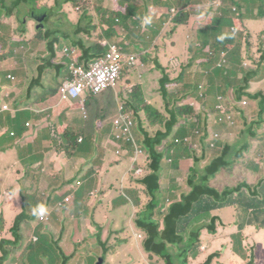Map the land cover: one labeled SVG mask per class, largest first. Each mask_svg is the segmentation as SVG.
<instances>
[{"label": "trees", "instance_id": "trees-1", "mask_svg": "<svg viewBox=\"0 0 264 264\" xmlns=\"http://www.w3.org/2000/svg\"><path fill=\"white\" fill-rule=\"evenodd\" d=\"M37 1L0 0V14L6 15L5 18L7 19H13L18 28L12 29L13 26L10 28L11 32L8 39L13 43H18L20 47L31 46L34 51L28 52L29 55L33 54L37 48L38 55H40L39 60L35 63L29 64L25 62V67L22 70L11 73L20 80L16 81V87L13 84L12 87H7L6 89L13 95L9 102L11 108L16 112L15 116L10 112H6L8 113L6 116L12 117L14 125H19L20 114L23 112V108L26 107L22 105V102L28 97L33 99L35 104H40L58 96L65 78H56L54 72L62 66H68L72 64V61L82 65L83 63L102 59L107 54V49L102 47V43L110 41H113L110 44H115L122 48L126 56H134L137 53L133 50L132 45L128 46L127 42L136 35L135 33H140V30L142 29V32L145 28L147 33L140 38L143 48L138 50V53L142 55V53L150 50L148 36L155 37L158 34V32L153 34L149 31V29L158 28V24H156L158 21L150 19V23L147 25L144 23L145 17L149 18L150 16V9H148V5H144V7L137 6L138 2L142 0H115V7L119 10L118 12L104 11L102 6L95 5V2L100 4L103 0H93L92 2L91 0H65L63 4L56 0V3L49 8L48 17L44 24L30 18H28L29 22L25 21L24 24L21 19L22 16H27L31 9L36 8L37 3L35 2ZM154 1L152 2L153 4ZM188 1L190 4L197 3V0ZM216 1L219 0H205L204 4L207 5ZM221 1L224 8L220 12L218 11L216 15L212 14L205 28L196 33L194 43L189 48L190 61L183 66L185 72H187L198 60L200 63L197 66L203 69L204 74L201 76V81L196 82L192 88L188 85L184 91L185 94L189 93L190 95L188 96L198 101L201 110L185 104L179 106V104L184 102L182 85L180 86L181 91L167 98V102L177 104L175 110L171 112L169 121H166V118L158 110L145 103L142 99V86L140 84L134 85L133 89H128L125 99H123L124 96L122 94H118V99L121 100L118 102L114 91L132 84L131 77L135 74V72L130 73V70L134 68L131 69L125 66L123 72L129 76L128 80L122 77L116 90L110 89L105 92L113 95V99L117 103L115 108H111V104H101L99 97L104 93L101 95L88 93L85 95L86 101L83 105L78 102L75 103L79 110H83V121L80 118H75L73 131L65 130L62 136L56 130L54 131V136L59 137V139H56L57 151L69 158L74 157L83 160V166L86 167L91 164L94 157L101 152L103 147L101 140L98 143L99 137L97 135L94 136V131L97 134L102 132L111 135L114 132V127L105 129L103 125L113 120L122 105L126 107V112L134 117L136 122L135 130L138 131V136L137 134L135 135L138 145L135 146L131 142L127 143L126 140L117 139L113 134L110 137V143L117 144L120 150L117 151V158L123 160L122 162L129 163L130 166L126 178L127 184L122 190L117 191H119L118 196H123L124 194H132L136 190L139 203L137 204V213L134 215L133 223L137 230L144 234L142 247L148 264H225L222 260H216L221 258L220 253L210 255L203 262H189V256L193 260L200 258L201 239L205 234L204 230H207L208 237L223 234V230L226 227L221 225V220L226 221L227 226H237L240 230L251 227L259 232L264 231V176H261L260 183L253 186L248 183H242L240 179L236 186L225 191L211 186V181L221 170L227 169L232 173L236 167L242 166V168L249 170L248 173H250L251 170L252 172L255 171L252 167L259 168L251 161H249L251 163L242 162L245 155L253 149L255 154L264 158V119L263 117L261 118L264 112V88L256 92L251 91V85L254 80L262 81L264 79V33L256 36L249 28L248 23L250 22L253 9L250 2L246 1L245 3V0ZM165 6L170 7L171 5L166 4ZM65 7L73 8V11H61V8ZM39 8H41V5H39ZM77 10H79V13L76 14V19L73 23H76L78 15L82 14L81 12L85 15L83 21H89L88 26H83L76 32L80 36V41H77L78 44L72 43L71 33L64 35L63 39L65 42L62 41L61 37L58 40L51 41L52 36L57 33L55 31L52 32L47 26V20L53 19L51 13H55V20L60 24V21L66 17L64 14L69 16L70 13L74 14ZM59 11L61 15H64L62 18L57 17L60 16L58 14ZM87 11H93L96 14L97 18H99L98 24L94 22L96 19L94 15H90ZM15 14L19 20H16ZM259 17L264 19V3H262L259 11ZM0 18L2 17L0 16ZM186 18L187 16L185 18L178 16L171 23L170 28L173 29L170 32V36L175 35L177 28L185 24ZM135 19L139 21L140 25L133 22ZM160 21L164 25L168 20L165 16ZM128 22H131V25H128ZM41 25L45 27L37 30ZM8 31L0 26V63L3 61V56L6 55V46H10L2 41L4 39L2 34H6ZM121 31L125 34L128 32V35L122 34ZM30 33H34V35ZM129 36L132 37L130 38ZM219 37H223V39ZM157 49L158 47H155V50ZM58 50L60 52L67 50L70 56L76 52H81L82 55L74 57L73 60L65 57L62 59L61 64L55 65L54 61L58 59ZM10 51H13V49ZM42 56L47 57V59L42 60ZM142 61L145 62L146 57L142 56ZM180 63L182 64L181 61ZM157 68H160L159 65H157ZM9 78L2 75L0 71V92L5 87L1 85V81L3 79H8L7 81H9ZM199 78V76H196V80H199ZM179 83H182V77H180ZM35 84H42L43 86L42 88H36ZM44 87L45 89H43ZM201 87L203 88L201 89ZM111 92L113 93L111 94ZM229 93H232L231 98ZM138 99H140L139 106L137 105ZM245 100L250 103L255 101L257 113L252 117H249L248 111L243 108V101ZM213 103H215V107ZM219 104H224V109L219 110L217 108ZM67 105V103H61L59 108L52 109L53 111L50 110L47 113L48 115H53L57 112L61 114L65 112ZM143 113L148 115L150 129L146 128L147 123L145 120L139 121ZM208 114L216 117L217 115H231L233 118L236 116L244 122L243 130L248 127L250 132L244 135L247 139L238 138L237 147L229 143L224 145L218 143L219 149L217 150L216 148L215 156L207 162V152L210 150L209 145L201 149L203 154L199 157L194 155L195 149H193V143H190L194 139L202 142L204 138H207L205 134L208 124L205 123V120ZM3 116L0 115V120ZM178 123L181 125L176 136L182 140L172 137ZM161 124L165 125L166 130H156L155 133L156 127ZM24 126L26 128V125ZM162 129H164L163 126ZM241 131L240 135L243 136ZM36 133L38 135L39 131L37 130ZM99 135L104 138L103 134ZM186 136L193 137L190 143L185 142L190 139V137L186 138ZM80 139H82V142H79ZM164 139H166L167 143L169 142V145L166 144L164 147H167L168 151L171 150L173 152L172 162L175 167H178V171H181L183 165L187 164L188 171L185 174L189 192H182L178 196L174 194L178 188L177 186H172L170 192L163 193L162 189L161 176L163 168H161V165L164 159L162 153L159 154L157 152L156 147L164 144ZM247 141H250V146ZM257 141L258 146L255 145ZM252 142L254 143L251 146ZM141 149H143L145 154L143 155L145 156L143 157L144 159L141 158L136 163H133V158L136 157L137 152ZM124 152H127V154L122 157L121 154ZM205 161L206 166L200 171L201 163ZM136 169H142V175H136ZM97 176L98 173L90 172L89 174L85 173L77 180L78 184L71 192L76 199V203L85 185L88 186L94 183L91 187L92 191L97 182L94 181V177L97 178ZM175 180L173 179V181ZM129 184L130 192L128 193L127 185ZM91 191L89 190V193ZM160 196L162 199L161 203L159 202L160 199H158ZM44 204H46L48 209L50 204ZM94 212H96V207ZM80 217L77 215L73 217V219L76 218L78 220L79 225L83 222ZM93 218L89 221L98 228V235L100 236L105 225H99L96 223V217ZM51 220L50 218L41 220L34 217L32 212H30L27 217L24 214V216H19L15 219L12 227H6V224H1L0 264H17L15 261L20 264H90L89 256H92V254H89L88 251H86L84 258L77 261L80 252L83 250L76 248L74 252L66 253L60 244L61 241L54 239L51 243H45L46 232L53 235V231L43 229L41 232L39 230L43 226H47ZM54 221L60 222V220L58 222L57 217H55ZM109 221H106V224ZM67 223V219L59 223L61 226L60 233L63 237L62 241ZM115 223L113 220V225ZM76 231L75 229L72 232V240L75 238ZM112 233L115 232L112 231ZM115 241L117 239L114 241L108 239L105 241L107 244L103 245L104 249L101 257H105L103 261L105 264L107 263V260L105 261L106 258L110 259L114 254L118 255L120 252V249H116ZM124 241L127 242L129 239ZM243 241L244 239L240 242L241 246ZM109 242L111 246H109ZM226 246L228 247V245ZM253 248V246L247 244L243 249H237L235 252L245 256L249 251L252 255L251 257L255 259L253 251L255 249ZM187 251L189 253L185 254ZM243 259L244 257H242ZM136 263L138 264V262ZM243 264H255V262L251 259H245Z\"/></svg>", "mask_w": 264, "mask_h": 264}, {"label": "crops", "instance_id": "crops-1", "mask_svg": "<svg viewBox=\"0 0 264 264\" xmlns=\"http://www.w3.org/2000/svg\"><path fill=\"white\" fill-rule=\"evenodd\" d=\"M142 1L145 5H148V9H150L149 18L153 21H158L156 22V24H158V28H152L149 29V31L153 34L154 32H158V34L155 37L148 36V41L150 42V50L142 53V55L138 53V50H142L143 48L140 38L142 37V35L147 33L146 29L144 28L142 32L141 29L140 33H135L136 35H134L133 37L129 36L130 38H132L129 39V42H127L128 46L132 45L133 50L137 53L134 56H138V64L136 66L137 73H135L138 76H135V83H133V75L131 77L132 84L128 86L126 85L125 87H121L120 90L114 91L117 99L118 94H122L124 96L123 99H125V96L128 93V89H132L133 86L136 85L137 82H139L137 84H140L142 86V99L147 105H151L156 110H158L166 118V121H169L171 112L174 111L177 107V104L175 105L172 102H167V98L170 95L176 94L177 92L181 91V88L183 89L184 102L179 104V106L185 104L191 106L192 108L201 110L200 106L198 105V101H195L194 98L188 96L190 95L189 93L185 94L184 91L186 90V87L188 85L190 88H192L196 84V82L201 81V76L202 74H204L203 69H200L201 67L197 66L200 63L198 62V60L195 61L194 66L191 69L187 70V72H185L183 66L187 65L188 61H190L189 48L194 43V36L197 32L205 28L209 18L212 17V9H209L207 5L204 4L205 0H202L201 2L200 0H197V3L195 4H190L188 0H155L154 4L152 3L153 0ZM246 1L250 2L253 7L251 11L252 15L250 17V22L248 23L251 32L255 34L264 33V19L257 15L260 11L262 3H264V0H245V3ZM110 3V0H103L102 2H100L99 6H102L104 11H112V8L109 7H114L115 5H111ZM166 4H170L171 6L166 7ZM177 10L179 11L178 16H183L184 18L185 16H187V20H185V24L177 28L175 35L170 36V32L173 29L170 28V25L175 20L174 19L171 22L170 15H172L173 11L177 12ZM71 15L74 16L76 14L71 13ZM165 16L167 17L168 21L163 25L162 21L160 20ZM94 17L96 18L94 22L98 24L99 18H97L95 13ZM83 19H85L84 16L78 17L76 23L71 22V41L74 44L76 43V45L78 44L77 41H80V36L76 32H78V30L84 26ZM87 22L89 23V21ZM133 22L140 25L139 21L136 19ZM128 25H131V22H128ZM0 26L3 27L2 24H0ZM121 32L124 35H128V32H126V34L123 31ZM112 42L113 41H110L108 43ZM155 47H158V49L155 50ZM16 50L17 48L13 49V52H17ZM79 55H82V53L76 52V56ZM142 56L146 57L145 62L142 61ZM11 58H15V56L9 55L8 57L3 58L2 60L5 59L6 61H4L2 65H8L11 68H19V70L17 71H20L25 67V63H15L13 61H10ZM180 61L182 62V64L180 63ZM157 65H159L160 68H157ZM58 70L54 72L56 78H59L63 72H58ZM178 71L181 72L178 73ZM11 73L12 72H9L8 74ZM196 76L200 77L199 80H196ZM180 77H182L181 84L179 83ZM3 80L7 84L0 92V104L8 105L11 110V104L6 97V95H10L11 92L7 91L6 89L7 87H12L13 84L9 83L5 79ZM165 80L167 81L165 82ZM17 81L20 80H18L17 78ZM13 86L16 87V85ZM34 86L36 88H42L43 85L35 84ZM45 87L43 89H45ZM202 88L203 87H201V89ZM262 88H264V83H261V87L257 90H254L251 87V91L256 92ZM112 93L113 92H111V94ZM9 98L11 99V96ZM99 99L101 100L102 105L111 104V106H114L115 104H117L116 100L113 99V95H109V92L101 95ZM119 101L121 100L118 99V102ZM139 104L140 99H138L137 102L138 106ZM22 105L26 107L23 108V112L20 114L19 125H14L12 123V117L6 116V114L8 113H0V115H4L0 120V156H8L13 154L15 157V161L13 164L11 162L5 163L4 161L0 160V215L1 211L4 209H8L12 213H15L16 204L19 203L20 198L23 199L22 204L25 205L24 213L26 214V216L27 214L29 215L30 207L28 205L33 202L27 200L26 198L28 196L37 195L44 200V203L53 205V207L49 206L48 208L47 215L49 216L50 220H55V217H57L59 222V213L61 215L65 214L66 217H64L62 220L67 219L69 221L72 219L74 230L76 229L77 231H79V229L85 223L84 221H91V219H94L93 217L98 216L103 220L101 226L105 225L104 230H106V232L110 236L109 239H117L114 244L120 249V251H124V249L122 248L128 247L130 248V250L134 251V255L136 256V258H138V261H136L138 262V264H148L146 254L144 253L142 247L144 234L143 232H139L135 227V224L133 223L134 215L137 213V204L139 203V201L137 200L138 196L135 192L136 190H134L132 194H129L128 197L125 194L124 196H118L119 191L117 190H122V188L127 184L126 178L128 176L127 173L130 169V166L129 163L122 162L123 160L117 158V151H120L118 149L119 147L117 145L109 143L108 140V137L112 134L110 135L102 132L97 134V132L94 131V136L97 135V137H99L98 143L101 140L103 147L101 152L94 157L91 164L84 167L83 160H79L78 158L74 157L69 158L68 156L62 155V153L58 152L55 149L56 139H59V137L54 136L55 130L60 134V136H62L65 130L69 129L73 131L74 119L80 118V120L83 121L81 113L82 110H79L75 106V104L73 106L68 104L65 112L61 114L57 112L53 115H48L47 112H49L50 110L53 111L52 109L55 110L60 107L61 102L58 96L40 104H35L34 100L28 97L22 102ZM213 105L215 107V103ZM217 108H219V105L217 106ZM255 108L257 109L254 103V106H252V109L248 110V113L253 116V109ZM11 114L15 116L16 112L12 109ZM46 115H48V117H46ZM141 120L146 121L147 129L151 128L149 125L150 120L147 114H141V119H139V121ZM231 120L237 126V128H220V126L226 124L227 120L223 117H216L214 115L211 116L209 114L207 119L205 120V123L208 124V126H211L212 131L228 134L229 140L232 142V144L236 143L239 137L247 139V137H245L244 135H240V131L243 130L245 126L243 125L244 122L241 121L240 118L237 120ZM110 121L104 123L103 127L105 129L113 128V125ZM26 123H31V127L25 128L24 125H26ZM179 123L176 124L177 126L173 131L174 135H176L180 129L181 124ZM162 126L164 127V129H162ZM37 130L39 131L38 135L36 133ZM156 130L165 131V125L161 124L159 127H156L154 131L155 133ZM99 134H103L104 138H102ZM135 134H137L138 136V131ZM188 137L190 136H186V138ZM191 138L193 139V137ZM14 140H17L18 143H16V145L14 146V150H9V147L14 145ZM163 142L164 144L156 147L157 152L159 154L162 153L164 159L163 164L161 165V168H163L161 176L163 193L170 192V188L172 186H177L178 188L175 190L174 194L178 196L181 195L182 192L189 191L185 174L188 169L187 166H184V164L182 170L176 172V167L172 162V157L174 154L171 150L168 151L167 147H164L166 144L169 145V142L167 143L166 139H164ZM218 143H221V141ZM237 145L238 143L234 144L233 146L237 147ZM210 150H208L207 152V162L214 157V154L209 152ZM202 154L203 153L201 151L199 155H197V153L194 155L201 157ZM142 159L144 158L142 157ZM205 166L206 161L201 163L200 171H202ZM19 167H21V169ZM90 172L98 173L97 178L94 177V181L97 182L92 191L91 187L94 183L89 184L88 186L85 185L84 190L82 194L77 198L76 203V199L71 192L78 184L77 180L80 179L85 173L89 174ZM173 179H176L175 183ZM108 182L114 183V191L103 190L105 184H107ZM129 186L130 184L127 185L128 193L130 192ZM89 190L91 191V193H89ZM63 194L66 195L65 199L70 197L71 202L68 203V205H64L65 208L59 210L58 205L63 202L61 201L62 199H58ZM89 196L91 197L89 198ZM158 199H160L159 202L161 203V196L160 198L158 197ZM95 207L97 213L94 212ZM68 208L69 211H66L65 209ZM78 213L82 215L80 217L83 221L81 225H79L76 218L73 219V216ZM67 215H69L70 217H68ZM16 217L8 221L6 223V227H12L13 221ZM113 220L116 222L114 224L115 226L113 225ZM106 221H109V223L106 224ZM220 222L221 225L226 227L225 230H223V234L208 237L207 230H204L203 232L205 234L201 239L202 245L200 247V258H198L197 260H193V258L189 256V262H203L205 259H207V257H210V255H214L216 253H220L221 255V258H217L216 260L223 261L224 259L229 258V261L233 264H238L240 261L243 262V255L235 251H237V249H243L248 244V239H244L242 246L240 243L232 246L233 239L235 237V226H227L228 224L224 220H221ZM0 227H2L1 224ZM55 228L61 231V226L59 223L55 224ZM94 228L96 227L94 226ZM69 229L70 228L68 227L67 223L66 231ZM53 230L54 229H52L51 231ZM245 230L254 231L253 236L260 233L259 231L251 227H247L242 231ZM73 231L65 232V234L67 233L68 235L65 236L64 234L63 240L72 241ZM112 231H114L115 233H112ZM140 236H142V238H140ZM127 239H129V241H124ZM128 242H130L131 244L128 245ZM226 245H228V247ZM229 250L230 252H234V257H229V255L227 254ZM72 252H74V249ZM187 253L189 252L187 251L185 254ZM102 264L105 263L103 262Z\"/></svg>", "mask_w": 264, "mask_h": 264}, {"label": "rangeland", "instance_id": "rangeland-1", "mask_svg": "<svg viewBox=\"0 0 264 264\" xmlns=\"http://www.w3.org/2000/svg\"><path fill=\"white\" fill-rule=\"evenodd\" d=\"M92 1L93 0H91V2ZM58 2L60 4H63V3H65V0H58ZM110 2H111L110 3L111 5H115L116 4V1L115 0H110ZM35 3H37L36 7H37L38 10L39 9H43L44 10L45 7H46V8H48L47 9V12L49 13V8L56 3V0H42L40 2L38 0ZM39 5H41V8H39ZM95 5H99V3H96L95 2ZM144 5L145 4H144L143 1H139L138 4H137V6H139V7H144ZM66 6H68V5H66ZM115 6L114 7H109V8H112L111 9L112 11H117L118 12L119 10ZM121 6H123V5H121ZM134 8L136 9L135 6H134ZM223 8H224V6L212 7V10H217V11L220 12V10L223 9ZM62 10L64 12H72L73 11V8L65 7V8H61V11ZM35 12H36V10L33 11V13H35ZM87 12L90 13V15H94V12L93 11H87ZM81 13L82 14L79 15V17H83L84 16V18H85L84 13L83 12H81ZM58 14H60V16H57L59 18H62V16H64V15L66 16L65 18H63L60 21V24L57 23L58 22L57 20H55V13L54 12L51 13V16L53 15V19L52 20H47V22H48V25H47L48 28L50 30H52V32H54V31L58 32L54 36H52L51 41L56 40V39L58 40L59 37H61L62 38V41H64V39H63L64 38V35L69 34V33H72L71 22H74L75 21V18H76V15L72 16V15H70L71 13L69 14V16H68V14H64V15L62 14L61 15V12L59 11ZM74 14H77V12H75ZM257 15H259V12H258ZM0 16H4L5 17L6 15L0 14ZM67 16H68V18H67ZM15 18H16V20H19L16 14H15ZM28 18H30V17H27L26 15H23L22 16V20H24L23 21L24 24H25V21L29 22L28 21ZM46 18H47V16H46ZM170 21L172 22V20H170ZM10 23H11V28L13 26L12 29H18L17 26H16V24H15V21H13V19L10 20ZM44 23H45V21L43 22V24ZM87 23H88L87 21H83V25L84 26H88ZM2 25H3V28L6 31L9 30L6 34H2V35H4V39L2 41L4 43L11 44V43H9L10 40L8 39V37L10 35V32H11L10 31V28L8 26L4 25V24H2ZM29 25L30 26H33L31 24H29ZM37 30H39V29H37ZM21 31H22V29H21ZM30 34L31 35H34V33H30ZM258 35H260V34H256V36H258ZM195 38H196V34L194 36V39ZM252 44H255V43H252ZM16 46H18V47H17V52L15 53V58H11L10 61H13L15 63H25V61H26L29 64H33V63H35L36 61L39 60V56L40 55H38L39 52L37 51V48H36V51L33 54L29 55L28 52L34 51V49L31 46L25 45L24 47H20V45L18 43H16ZM11 49H15V47L6 46V48H5L6 52L7 51H10ZM58 52L60 54L57 55L59 58L56 61H54L55 65L61 64L62 63L61 62L62 59H64L65 56L68 55V52H64L63 54L59 50H58ZM72 57H73V55L70 56V58H72ZM45 59H47V57L42 56V60H45ZM66 67H67V65H64L61 68H59L58 72L63 71L62 74H61V76L59 78L62 77L64 79L67 76V74H68V67L65 70ZM17 70H19V68H16V67L11 68L8 65H2V64L0 65V71H1L2 75L5 74V73H7L8 71L13 72V71H17ZM132 72L137 73V69L130 70V73H132ZM179 72H181V71H178V73ZM135 76L137 77L138 75L137 74H134L133 83L136 82ZM122 77L125 78L126 80H128V78H129V76L126 75L124 72H123V76ZM5 80H8V79H5ZM8 82L9 83H12L11 80H9ZM137 83H139V82H137ZM261 83H264V79L262 80V82H260V80H254V82L251 85V87L254 90H257L258 88L261 87ZM6 84L7 83H5L4 80L1 81V85L5 86ZM229 96L231 98L232 93H229ZM172 99H173V97H172ZM254 102L253 103L248 102V105L247 106H243V108L245 110H247V111L249 109H252V106H254ZM116 105L117 104H115L114 106H111V108H115ZM121 107H125V106L122 105ZM224 107H225L224 104H219V108L218 109L219 110H222V109H224ZM125 110H127L126 107H125ZM256 113H257V109L255 108V109H253V115H255ZM118 116H119V113L113 118V120L117 119ZM248 116L249 117H252L251 114H249ZM219 117H223V118H225L227 120L226 124H223L222 126H220V128H223V127H225V128H231V129L237 128V126L233 123V121L231 120V118L233 120H237V119H239L238 117L235 116V118H233V116H231V115H227V116L220 115ZM262 117L264 119V112H263V116H261V118ZM261 126H262V124H261ZM136 132L137 131L135 130V133ZM249 132H250V129L248 127H246L243 131H241V134L242 135H245V134L247 135ZM217 134H219V133H217ZM205 135L207 136V138H204L202 140V142H200L198 139L197 140H194L192 142L193 143V149H195L194 150V153L195 154L197 153V155H199L201 153V149H203L208 143H210V140L215 137V132L212 131L211 126H208V132H206ZM172 137H174L175 139L177 138L176 135H172ZM177 139H181V138H177ZM229 141H230L229 140V135L224 134L222 136L221 145H224L225 143L232 144V142L231 141L229 142ZM247 142H248V145L250 146V141H247ZM16 143H18V141L17 140H14V142H13L14 145H12L11 147H9V150H14L13 148L16 145ZM127 143H129V142H127ZM192 143H190V144H192ZM253 143L254 142L251 143V146L253 145ZM214 144H215V148H214L213 144H211L210 145L211 150L209 152H211L215 156V154H216V148L218 150L219 149V145H217L216 142H214ZM255 145L258 146V141L255 143ZM55 149H56V147H55ZM138 149H140V148H138ZM141 150H143V149H141ZM260 159H262V161H260ZM0 160L1 161H4L5 163L11 162L13 164L14 161H15V157H14L13 154L8 155V156H0ZM249 161L255 163V165L258 166L259 168L252 167V169H254L255 171L252 172V170H251L250 173H248L249 170H246L245 168H242V166L236 167L232 171V173L229 172L227 169L221 170L218 173V175L216 177H214L213 180L211 181V186L212 187H217L218 189H221L222 191H225L228 188H231L233 186H236L238 184L237 182H238L239 179H240V181L242 183H248L249 185H252V186L253 185H256L257 183H260L261 182L260 181L261 176L262 177L264 176V158H262L261 155L255 154L254 153V149H253L252 151H250V153H248V154L245 155V158H244V160L242 162L248 163ZM258 161H260V163H258ZM251 162H249V163H251ZM184 166H187V164H185ZM19 168L21 169V167H19ZM177 171H178V167H176V172ZM175 182H176V180L174 181V183ZM114 187H115L114 183L108 182L107 184H105V187H104L103 190H107V191L113 190L114 191ZM126 196L128 197L127 194H126ZM65 197H66V195L63 194L61 197H59L58 200H61L62 199L61 201L64 203V205H68V203L71 202V198L68 197V198L65 199ZM26 199L33 202L30 205H28L30 207V212H32V208L35 207L37 204L44 203V200L42 198H40L39 196H37V195L28 196ZM22 201H23V199L20 198L19 203L16 204V212L15 213H12L8 209H4V210L1 211L0 224L4 225V224H6L8 221H10L11 219H13L16 216L17 217L15 219H17L19 216H24V214H25L24 213V206L25 205L22 204ZM54 201H55V199H54ZM49 206H52L53 207V205H51V204ZM58 208H59V210H61V209L65 208V207L64 206H61V207H58ZM65 210L66 211H69V208L68 209H65ZM76 215L77 216H82L81 214H76ZM76 215H74L73 217H76ZM47 216L48 215H46V216H44L43 218H40V219L41 220L42 219H45ZM59 216L61 218V220L59 218L60 222H62L63 221L62 219L64 217H66L65 214H62L61 215L60 213H59ZM67 216L70 217L69 215H67ZM98 219H101V218H99L98 216H96V219H95L96 220V223H98L99 225H101L103 223V220L102 219L101 220H98ZM84 222L85 223L82 225V227L79 229V231H76L75 238L72 241H68V240H63L62 241V238L63 237H62V234L60 233L61 231H59V229L55 228V224L57 222H55L53 219L50 221V223L47 224V226H43L39 231L42 232L43 229H45V230H47V229L48 230L54 229L53 230V235L46 232V234H45L46 235L45 243H51L52 241H54V239H56L57 241H61L60 244H61L62 248H64L67 253H71L73 251V249L75 250L76 248L83 250V251L80 252V255L77 258V261H80L82 258H84V256L87 253L86 251H88L89 254L90 253L92 254V256H89L88 255L89 256V263L90 264H98L99 257H101L102 254H103V249H104V246L103 245L104 244H107L105 241L108 240L110 238V236L108 235V233L106 232V230H104L102 232V234L99 236L97 234L98 228H94V226H93L92 223L90 225V222L89 221H84ZM68 227L70 229L67 230V231H65V232H70V231H73L74 230V225L72 224V220H69L68 221ZM253 234H254V231H252V230L242 231V230H238L237 229V226H235V237L233 239V245L232 246H234V245L242 242L243 239H248V241H249L248 244L251 245V246H253L255 249H257V251H256V257L263 264L264 263V234H263V232H260L259 234H255V236H253ZM67 235L68 234L66 233L65 236H67ZM111 241H114V239H111ZM130 244L131 243L128 242V245H130ZM109 246H111L110 242H109ZM120 248H122V247H120ZM116 249H119V248L117 247ZM122 249H124V251L121 250L118 255H115L114 254L113 255V259H107L106 258V260L108 261L106 264H136V261H138L137 260L138 258H136V256L134 255V251L130 250V248H128V247L122 248ZM227 254L229 255L230 258L231 257H234V252H230V250L228 251ZM136 255H138V254H136ZM245 256L243 255L244 258H245ZM15 262L17 264H20L17 261H15ZM223 262L225 264H230L231 263L229 261V258L228 259H224ZM238 264H243V262L240 261Z\"/></svg>", "mask_w": 264, "mask_h": 264}, {"label": "built area", "instance_id": "built-area-1", "mask_svg": "<svg viewBox=\"0 0 264 264\" xmlns=\"http://www.w3.org/2000/svg\"><path fill=\"white\" fill-rule=\"evenodd\" d=\"M175 14V12H173ZM107 54L100 60L90 63L77 64L72 61L68 65V74L60 87L59 97L62 102L74 103L85 102L86 94L100 95L107 90H116L119 86L125 66L133 69L138 64V56H126L117 45L104 43ZM13 79V78H11ZM248 101H243V106H247ZM4 109H8L7 106ZM119 116L114 120V125L118 130L117 138L121 135H128L132 140V131L135 126L133 117L127 113L125 107H119ZM29 126V124H27ZM218 138V135H215ZM214 146V145H213ZM138 155H143L139 150ZM142 169H137L136 174L142 175Z\"/></svg>", "mask_w": 264, "mask_h": 264}, {"label": "clouds", "instance_id": "clouds-1", "mask_svg": "<svg viewBox=\"0 0 264 264\" xmlns=\"http://www.w3.org/2000/svg\"><path fill=\"white\" fill-rule=\"evenodd\" d=\"M219 6H224L223 5V3H222V1L221 0H219V1H216V2H213V3H210V4H207V7L210 9H212V7H219ZM34 10H36V12L35 13H33V11ZM173 12H175V11H173ZM172 12V15H171V19L170 20H174V19H176L177 17H178V14H179V11L177 10V12H175V14ZM211 14H214V15H216V13L218 12L217 10H211ZM42 13L43 14H45L47 17H48V12H47V8H45L44 10L43 9H37V7L36 8H33V9H31L30 10V12L27 14V17H30V19H32V20H36L35 19V15L37 16V15H42ZM79 13V10H77V14ZM34 16V17H33ZM43 16V15H42ZM173 16V17H172ZM2 18H0V24H7L6 26H8L9 28H11V23H10V19H7V18H5L4 16H1ZM22 19V18H21ZM47 19V18H46ZM12 20V19H11ZM22 21H24V20H22ZM37 21V20H36ZM144 23L147 25L148 23H150V18H148V17H145V19H144ZM45 27V26H44ZM40 30V29H39ZM56 32V31H55ZM58 33V32H57ZM220 39H223V37H219ZM65 42V41H64ZM9 43H11V44H8V45H10L11 47H15V48H17V46H16V43H13L12 41H9ZM104 43H107V42H103L102 43V47H104L103 46V44ZM107 44H110V43H107ZM111 45H115V44H111ZM119 47V46H118ZM122 49V48H121ZM64 52H68L67 50H65V51H63V52H61L62 54L64 53ZM15 53L16 52H13V51H10V52H6V55H4L3 56V58H5V57H8L9 55H13V56H15ZM60 54V53H59ZM69 54V53H68ZM65 57H68L69 58V60H73V58L74 57H76V53L75 54H73V57L72 58H70V55H67V56H65ZM59 58V57H58ZM63 58V57H62ZM4 61H6L5 59L1 62V64L4 62ZM68 67V66H67ZM67 67L65 68V70L67 69ZM134 69H136V67L134 68ZM10 71H8L7 73H5V74H3L4 76H7V77H10L9 78V80L11 79V78H13V79H11V81H12V84H14V85H16V81H17V77H15V76H13L12 74H9V75H7L8 73H9ZM123 76V75H122ZM14 82V83H13ZM17 86V85H16ZM105 93V92H104ZM103 94V93H102ZM101 95V94H100ZM11 96V98H12V94H10V95H6V97H7V99H8V101H10V97ZM58 97H59V93H58ZM59 100H60V97H59ZM60 102L61 103H67V102H62L61 100H60ZM80 103L81 105H83L80 101H76V102H74V103H72V104H70V103H67V104H69V105H71V106H73L75 103ZM10 103V102H9ZM5 106H7L8 107V109H4V107ZM1 112H12V108H11V110H10V107L8 106V105H5V104H0V113ZM84 116V113H83V110H82V117ZM133 117V116H132ZM232 119V118H231ZM133 121H134V123H135V126H134V128H133V131H132V140H130L129 139V137H128V135H126L125 134V136H123V135H121V137L119 138L120 140H126L127 142H131V143H133L135 146H137L138 145V143H137V141H136V134H135V129H136V122H135V120H134V117H133ZM111 122V124L113 125V127H114V132H112L111 134H113V135H115V137L117 138V135H118V130H117V128L115 127V125H114V120H111L110 121ZM27 124H29V126H27ZM26 127H28V128H30L31 127V123H26ZM207 132H208V129H207ZM213 132H215V135H218V138H213V139H211L210 140V143H208L207 145H209V148H210V145L211 144H213L214 145V148H215V144H214V142H216V143H218V142H220V141H222V136L224 135L223 133H220V132H217V131H213ZM217 133H219V134H217ZM113 135H111V136H113ZM228 135V134H227ZM111 136H109L108 137V140H109V143L111 142L110 141V137ZM118 139V138H117ZM119 140V141H120ZM192 141V138L190 137V139H188V140H186L185 142L186 143H190ZM79 142H82V139H80L79 140ZM192 143V142H191ZM114 145H117V144H114ZM141 151H143V150H141ZM126 154H127V152H124V153H122V157H125L126 156ZM143 155H145L144 153H143ZM143 155H136V157H134L133 158V163H136V161L137 160H139V159H141L142 157H145V156H143ZM130 170V169H129ZM136 171H137V169L135 170V173H136ZM137 175V174H136ZM140 176V175H139ZM61 206H64V204H62V203H60L59 204V207H61ZM48 214V209H47V206H46V204H44V203H39V204H37L35 207H33L32 208V215L34 216V217H36V218H43L44 216H46ZM49 218V216H47L44 220H47ZM140 238H142V236H140ZM253 249H255V248H253ZM256 250V249H255ZM255 250H253L254 251V256H255V259L253 258V257H251L252 255L249 253V251L247 252V254H246V256H245V258L243 259V263H244V261H245V259H251V260H253L254 262H255V264H262L258 259H257V257H256V251Z\"/></svg>", "mask_w": 264, "mask_h": 264}, {"label": "water", "instance_id": "water-1", "mask_svg": "<svg viewBox=\"0 0 264 264\" xmlns=\"http://www.w3.org/2000/svg\"><path fill=\"white\" fill-rule=\"evenodd\" d=\"M42 15H43V17L41 18H38L37 19V21L36 22H38V23H42L43 24V22L46 20V15L45 14H43L42 13ZM36 16V15H35ZM34 17V16H33ZM42 28H44V25H41L38 29H42ZM104 256L103 257H101L100 259H99V261H98V264H102L103 263V261H104Z\"/></svg>", "mask_w": 264, "mask_h": 264}, {"label": "flooded vegetation", "instance_id": "flooded-vegetation-1", "mask_svg": "<svg viewBox=\"0 0 264 264\" xmlns=\"http://www.w3.org/2000/svg\"><path fill=\"white\" fill-rule=\"evenodd\" d=\"M40 17L42 18L43 16L42 15H37V16H35V19L37 20Z\"/></svg>", "mask_w": 264, "mask_h": 264}]
</instances>
